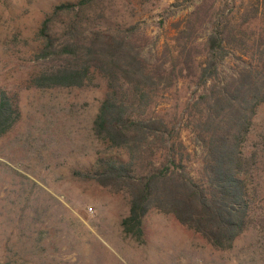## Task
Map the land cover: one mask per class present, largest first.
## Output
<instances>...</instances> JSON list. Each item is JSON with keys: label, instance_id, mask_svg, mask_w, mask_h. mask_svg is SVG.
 I'll return each mask as SVG.
<instances>
[{"label": "trees", "instance_id": "obj_1", "mask_svg": "<svg viewBox=\"0 0 264 264\" xmlns=\"http://www.w3.org/2000/svg\"><path fill=\"white\" fill-rule=\"evenodd\" d=\"M99 1L63 0L45 14L35 56L55 62L0 89V138L21 118L20 89L92 86L101 75L107 91L93 131L107 150L77 174L128 192L127 233L159 210L231 249L257 198L245 143L264 104V0H231L214 13L198 5L158 52L156 43L145 51L137 23H109ZM193 77L202 91L186 107V126L202 150L199 178L176 125L149 114L162 92Z\"/></svg>", "mask_w": 264, "mask_h": 264}, {"label": "rangeland", "instance_id": "obj_2", "mask_svg": "<svg viewBox=\"0 0 264 264\" xmlns=\"http://www.w3.org/2000/svg\"><path fill=\"white\" fill-rule=\"evenodd\" d=\"M61 1L0 0V89L54 64L35 53L45 14ZM228 1L100 0L96 6L109 23H137L149 39L145 51L156 43L158 52L175 23L198 5L214 13ZM106 91L101 75L92 86L20 89L21 118L0 138V264H264V104L245 143L257 194L251 222L231 249H218L159 210L143 218L139 234L127 233L128 192L77 174L107 150L93 131ZM201 91L196 78H182L149 109L176 125L196 178L202 150L186 126V107Z\"/></svg>", "mask_w": 264, "mask_h": 264}]
</instances>
